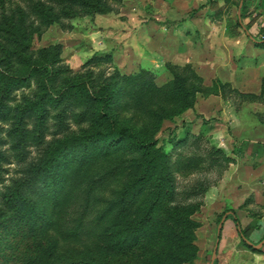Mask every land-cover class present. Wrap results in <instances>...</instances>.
I'll return each mask as SVG.
<instances>
[{
  "label": "rangeland",
  "instance_id": "rangeland-1",
  "mask_svg": "<svg viewBox=\"0 0 264 264\" xmlns=\"http://www.w3.org/2000/svg\"><path fill=\"white\" fill-rule=\"evenodd\" d=\"M261 1H243L239 11L241 0L229 7L218 0H104L105 13L76 7V18L62 17L35 35L36 50L62 45L61 63L44 71L52 75L56 93L68 84L85 83L100 99L90 103L84 85L45 104L35 81L16 92L13 106H27L32 135L26 145L19 132L11 138L9 127L0 123V150L7 161L0 192L10 185L44 212L49 176L71 173L74 157L82 158L91 146L100 157L74 177L79 184L62 212L65 228H72V217L85 208L94 175L115 165L123 166L121 173L100 183L89 206L98 209L101 200L121 194L127 203L104 223L94 222L96 213H91L83 234L72 242L35 235L25 248L17 242L20 236L13 241L14 233L3 227L9 223L0 225V264H53L49 256L36 259L39 250H29L46 239L57 247L58 264H164L169 259L171 264H211L224 217L236 213L250 234L264 227V47L249 54L243 46L232 55L211 39L207 47L194 21L224 13L230 33H241L251 46V37H263ZM239 12L248 31L238 25ZM189 60L192 64H185ZM186 65H194L195 72ZM196 74L203 78L201 91ZM112 119L115 131L135 123L140 125L137 133L145 135L160 125L156 169L148 170V160L138 161L127 150L131 140L105 136ZM89 135L95 136L86 145ZM45 158L53 162L47 169L40 165ZM147 211L152 216L141 223L140 215ZM184 214L189 225L179 221ZM127 225L130 231L122 233ZM214 264H264V231L243 240L233 220L225 219Z\"/></svg>",
  "mask_w": 264,
  "mask_h": 264
},
{
  "label": "trees",
  "instance_id": "trees-1",
  "mask_svg": "<svg viewBox=\"0 0 264 264\" xmlns=\"http://www.w3.org/2000/svg\"><path fill=\"white\" fill-rule=\"evenodd\" d=\"M49 2L50 0H14L9 1L8 4L5 5V3L0 0V123L9 127L8 132L11 134V138L14 134L19 132L22 142L23 140H26L24 141L26 145L29 144V138L32 135L28 124L27 106H21L20 104L13 106L14 97L16 92L19 90L29 89L34 81L37 82L38 87L42 91L40 100L44 98L45 104V102L54 96L65 95L64 90L66 89L74 91L80 87L79 85H84L83 90L88 96L87 98L90 103L99 102L98 100L100 99L90 94L88 85L85 83L68 84L62 88L61 91L56 93V90L52 87V75H46L44 74V71H47L50 67H56L61 63L60 54L62 45H51L36 50L33 44L35 35L41 36L46 28L56 23L59 24L62 17L76 18L77 14L74 12L76 7L86 8V10H90V12L94 14L105 13V9H102L101 7L104 0H58L56 3L53 2L52 4L54 5L52 6L48 5ZM243 18L244 16L241 15V21L238 22V25L248 31L249 29L244 27L245 25L242 21ZM261 31L263 32L262 39H257L256 36L253 38L256 45L264 47V27ZM51 52L54 54L53 57H51ZM169 65L171 67H178L172 64ZM185 67H189V71H192V73L195 72L191 68V65H186ZM195 76L201 82L200 90H198L201 91L203 86H205L203 78L198 74ZM219 82L222 83L221 81ZM226 85L227 84H223L224 87ZM24 103L28 105L31 101L25 99ZM193 103H195V100ZM187 106L188 108L192 107V103ZM39 107L42 108L40 104ZM14 111H16L19 115H16V113L14 114ZM100 114L103 113L99 112L98 115ZM115 122V120H111V128L109 129L110 133H105V136L122 141L131 140L133 144L127 150L133 154L135 159L138 161H141L142 159L148 160L149 164L146 166L148 170L156 169V155H158L159 152L157 150L155 133L159 130L160 125L158 124L152 133L145 135L144 132L139 134L137 133L140 125H136L135 123L125 125L120 130L115 131ZM39 134L41 136L42 143L45 144V133L42 131ZM93 136L95 135H89L83 140V143L89 144L90 139ZM92 150L93 148L89 146L88 151L81 156L82 158H79V154L74 157L72 161L77 165H74L75 168L71 173L63 176H49L50 179L46 183V186L49 189L45 202L46 209L44 210L46 214L41 211L39 203L36 200L30 199V197H23L19 190L11 187L10 185L4 186L3 191L0 192V225L9 223V225H5L3 227H5L7 231L14 233L12 238L13 241H16L18 236H20L17 242H19L22 246H26L25 248L29 247L30 244H25L32 241L35 235H49L50 238L54 237L58 243L63 241L72 242L74 240H78V238L83 234V228L86 224L85 222H89L90 214L94 211L96 213V215H94V222L98 223H104L116 213L122 212L125 208V204L127 203V198L124 196L126 194H121L111 201L101 200L98 209L91 210L89 206L90 200L93 198L94 191L101 186L100 183L107 182L113 173H121L123 166L120 164L102 172V174L99 172L94 175L91 179L94 184L90 188L92 190V194L89 195L88 200H86L85 208L72 217V221L75 223L72 228H65L67 226V219L64 221L62 220V212L64 209L67 210L68 206H66V203L69 196H71V191L75 186H77V184H79L74 182V177L81 167L83 168L91 161V163H93L95 159L100 157V154L92 153ZM5 160L6 159L0 150V172L5 170L2 165L3 162H7ZM40 161L41 167H46V169L53 163L51 158L41 159ZM21 162L26 164V161L22 160ZM139 164L141 163L137 162V165ZM134 166L135 164L130 165L132 168ZM82 171L83 170H81V173ZM87 176L88 175L86 174L84 178ZM1 181L3 180L0 179V183ZM173 197L172 202L175 200ZM154 203H158V201L155 200ZM77 204L79 203L77 202ZM189 215H192L190 211L188 216ZM151 216L150 211H147L145 214H141L140 222L144 223L145 221H148ZM179 219L181 224L185 225L186 223V225H189V217H187V215L184 214V216L182 215ZM226 219L233 220L238 233L243 240L250 238L251 234L248 232V229H243L240 219L236 213H231V215L227 216ZM129 229L130 228L127 225L121 231L123 233L124 230ZM129 231L127 233V238ZM122 240L124 239L122 238ZM125 240L127 241L128 239ZM36 245L40 248H35L33 245L29 248L31 251L34 249L40 251L39 253H36V259L42 260L44 258H48L47 256H49L50 261L53 264L59 263L56 258L57 247H53L48 239H46L45 244H42L41 241L38 240ZM171 261L172 260L169 259L164 264H171ZM102 264H106V261H103Z\"/></svg>",
  "mask_w": 264,
  "mask_h": 264
},
{
  "label": "crops",
  "instance_id": "crops-1",
  "mask_svg": "<svg viewBox=\"0 0 264 264\" xmlns=\"http://www.w3.org/2000/svg\"><path fill=\"white\" fill-rule=\"evenodd\" d=\"M190 1L192 0H189V2ZM218 1H219L220 6H224L225 4H228V7L232 5V2H234V0H218ZM243 1H247V0H241V3L239 5V11L243 7V4H242ZM202 2H203L202 4L204 5H206L207 3L206 1L205 2L202 1ZM261 2H264V1L262 0ZM209 6L210 5L208 4L206 8H209ZM200 12H204V10H201ZM238 15H239V22H240L241 13L239 12ZM225 16L226 15L223 13V16L217 15V17L215 18L211 17L208 20L205 19L204 16H199V17L194 18V21L198 22L199 24L196 30L199 31L200 37H202L203 39H206V42H205L206 45H207V41L211 39L213 42H217L218 44V46L216 47L217 49L219 48L227 52L229 51L228 52L229 55H232L234 51L236 52L237 50H240L243 46L245 49L247 48L246 50L249 52V54L256 53L259 50V48H262V46H258L256 44L248 46L247 45L248 43H246V38L241 33H237V34L230 33L228 25H224V23L227 22L228 20ZM263 17L264 16L262 15L261 18ZM192 22H193L192 20H189V25L190 24L192 25ZM218 24H221V26H218ZM199 33L197 32V34ZM191 50L192 48L189 47V51ZM188 63L192 64L191 60H189V62H186L185 64H188ZM192 66L195 67L194 65ZM262 231H264V227L261 226L255 231H253V233L251 234V237L254 236L256 232L260 233Z\"/></svg>",
  "mask_w": 264,
  "mask_h": 264
},
{
  "label": "water",
  "instance_id": "water-1",
  "mask_svg": "<svg viewBox=\"0 0 264 264\" xmlns=\"http://www.w3.org/2000/svg\"><path fill=\"white\" fill-rule=\"evenodd\" d=\"M251 38L254 41V38L253 37H251ZM225 219L226 218L224 217L223 220L221 221L220 225H219V228H218V239H217V242H216L215 249L213 251V257H212L211 264H214L215 258L217 257L218 247H219V242H220V236H221V233H222V228H223V224H224Z\"/></svg>",
  "mask_w": 264,
  "mask_h": 264
}]
</instances>
